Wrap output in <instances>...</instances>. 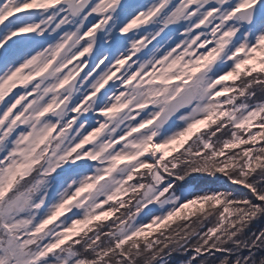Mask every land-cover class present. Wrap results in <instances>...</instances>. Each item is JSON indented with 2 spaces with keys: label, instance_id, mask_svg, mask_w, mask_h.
Segmentation results:
<instances>
[{
  "label": "snow or ice",
  "instance_id": "snow-or-ice-1",
  "mask_svg": "<svg viewBox=\"0 0 264 264\" xmlns=\"http://www.w3.org/2000/svg\"><path fill=\"white\" fill-rule=\"evenodd\" d=\"M0 264H264V0H0Z\"/></svg>",
  "mask_w": 264,
  "mask_h": 264
}]
</instances>
